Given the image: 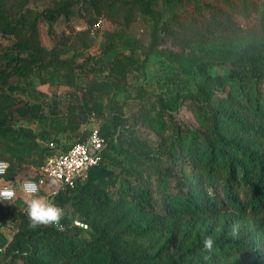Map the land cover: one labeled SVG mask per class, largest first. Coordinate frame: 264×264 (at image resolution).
<instances>
[{"label":"trees","instance_id":"1","mask_svg":"<svg viewBox=\"0 0 264 264\" xmlns=\"http://www.w3.org/2000/svg\"><path fill=\"white\" fill-rule=\"evenodd\" d=\"M100 1L60 0L56 7L36 12L28 7L30 0L9 5L0 0V33L16 38L17 53L6 55L11 73L67 86L75 85L78 70L88 78L80 89L77 111L70 107L58 115L52 99L45 119L39 103L16 106L22 117L47 120L35 131L13 125L12 101L4 92L9 73L0 71V159L8 162L5 179L40 168L56 152L60 133L77 132L89 116L109 114L99 125L106 139L101 161L89 168L84 180L51 197L64 211L63 228L31 227L20 197L0 202L1 222L9 215L17 221L0 256H9L6 264H264V0H120L126 7L124 23H130L133 11L150 22L149 40L143 45L125 33L115 34L105 44L108 59L102 68L107 73L101 78L98 67L89 65L93 57L82 62L61 57L68 48L55 43L48 49L37 33L41 18L51 27L60 14L66 18L74 14L71 5L80 2L96 8ZM178 32L200 37L216 33L220 40L215 48L222 49L207 47L201 55H180L164 46ZM233 38L237 41L231 47ZM137 48L141 60L134 55ZM150 56L175 64L178 73L194 79L195 88H190L189 79H181L173 95L156 94L148 103L141 101L145 96L141 88L130 119L111 95L124 90L128 73ZM224 63L228 70L211 71ZM186 101L197 128L178 115ZM139 125L159 141L154 145L141 137ZM110 149L118 156L109 157ZM152 174L159 210L149 187ZM207 236L215 241L211 251L203 246Z\"/></svg>","mask_w":264,"mask_h":264},{"label":"rangeland","instance_id":"2","mask_svg":"<svg viewBox=\"0 0 264 264\" xmlns=\"http://www.w3.org/2000/svg\"><path fill=\"white\" fill-rule=\"evenodd\" d=\"M13 1L14 0H8V5ZM58 1L60 0H30L28 7L33 11L42 12L47 8L56 7ZM71 7L74 9V14L69 16V18L60 14L56 20L52 22L51 27H49V23L46 19L41 18L39 20L37 33L40 44L49 49L55 43H59V45L68 48L67 52L63 53L61 57L73 56L76 62H82L85 61L86 58L93 57L89 65L98 67L97 73L100 78L107 73V69L102 68V61L108 59L105 44L115 39V34L125 33L143 45L148 43L150 22L137 11H133L130 23H124L126 7L120 4V0H101L96 8L83 5L80 2L71 5ZM95 18L96 21L94 22L93 20ZM90 19L94 22L92 25L89 23ZM239 22L244 26L243 20L239 19ZM15 39L14 35H4L0 33V71L9 73L7 85H18L20 87L11 91L7 89V85L4 86L5 95L12 101L13 117L11 120L15 127L28 126L35 131H39L44 124H47V120L22 117L16 113L14 108L16 106L39 103L41 105L40 111L43 118L48 119L50 110L53 107L52 99H54L57 103L54 109L58 115H65L70 107H74L77 111L81 103L80 89L87 82L88 78H86L83 70H78L75 85L67 86L64 84L41 83L36 75H31L27 78L17 77L14 73L10 72L6 57L9 52L17 53V50L13 48ZM218 40H220V36L216 33L210 36L200 37L185 32H178L176 35L168 37L164 46L180 55H201L207 47L215 52L222 49V46L215 48ZM244 40H248V37H244ZM236 41L237 40L233 38L230 46L233 47ZM119 49L120 48H117V50ZM120 51H123L125 54L129 53L127 49H121ZM134 55L139 57L140 60L143 59V55L140 54V48L135 50ZM228 69L229 65L226 63L215 64L211 68V71L220 73ZM181 79H189L190 88H195L194 79H192L190 75L178 73L175 64L169 63L166 58L160 59L155 56H150L141 67L133 69L128 73L125 89L111 95L112 101L114 105L121 108L125 116L131 119L132 115L137 111L138 103L140 102L137 93L141 88L145 90V96L141 101L148 103V101L154 100V95L156 94L161 93L167 97L173 95L178 88V80ZM217 95H219V93H217ZM108 115L109 114L106 112V114L100 117L89 116L81 123L80 129L77 132L67 131L60 133L56 139V151H61L71 145L78 137L87 133L89 127L93 123L100 125ZM178 115L191 128H197L199 126L189 101L182 104L178 110ZM78 116L80 119L83 118L80 114ZM137 133L154 145L159 141V138L152 131L140 127V125L138 126ZM107 154L109 157L116 155L111 149L107 150ZM117 156L118 155H116V157ZM161 165L164 166L165 162L162 161ZM115 168L118 170V167ZM36 175H40V177L35 178ZM32 177L38 181L43 179L39 185L37 194L51 200L52 195L59 189L58 184L51 179L45 178L41 174L40 168L35 167L25 171L21 178ZM21 178L16 177L14 179H5L4 181L14 180L17 186ZM154 181L155 176L152 174L149 178V187L152 191V197L155 200L156 208L159 210L160 196L157 193ZM173 185L174 178H170V189L175 191ZM16 193V197H20L24 201L28 198L21 192L19 186L16 187ZM16 229L17 221L12 216L9 215L6 217L4 223L0 220V251L4 252L7 242L12 238ZM83 234L86 235L87 233L84 232ZM8 261V255L2 254L0 256V263L6 264ZM17 263L21 264L20 261H17Z\"/></svg>","mask_w":264,"mask_h":264},{"label":"built area","instance_id":"3","mask_svg":"<svg viewBox=\"0 0 264 264\" xmlns=\"http://www.w3.org/2000/svg\"><path fill=\"white\" fill-rule=\"evenodd\" d=\"M105 145L106 139L100 133L99 124L93 123L88 129V135L85 139L75 141L65 151H56L49 155L40 167V172L45 178L51 179L58 184L59 189L64 186L72 187L77 180H84L89 168L97 165L101 161L102 151ZM49 146L53 147L54 144L50 142ZM7 168L8 162L0 159L1 203L7 204L16 198L17 186H19V189L25 196H27V193L33 186L39 190V185L43 179L38 181L33 178H23L18 181L17 186L14 180L4 181ZM73 223L86 228V224L79 220H74ZM57 226L63 228L61 224Z\"/></svg>","mask_w":264,"mask_h":264},{"label":"clouds","instance_id":"4","mask_svg":"<svg viewBox=\"0 0 264 264\" xmlns=\"http://www.w3.org/2000/svg\"><path fill=\"white\" fill-rule=\"evenodd\" d=\"M38 188L33 186L27 193L26 215L31 227L50 226L60 224L64 211L54 201L37 194ZM215 241L212 236H207L203 240V246L211 251Z\"/></svg>","mask_w":264,"mask_h":264}]
</instances>
